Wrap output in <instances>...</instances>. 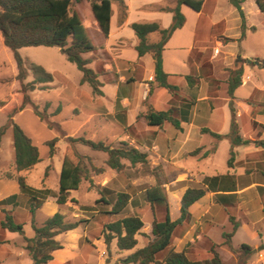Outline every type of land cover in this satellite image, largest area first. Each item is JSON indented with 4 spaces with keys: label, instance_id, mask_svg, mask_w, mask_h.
Returning <instances> with one entry per match:
<instances>
[{
    "label": "crops",
    "instance_id": "0c3cea01",
    "mask_svg": "<svg viewBox=\"0 0 264 264\" xmlns=\"http://www.w3.org/2000/svg\"><path fill=\"white\" fill-rule=\"evenodd\" d=\"M123 1L127 7L125 22L119 24L118 8L115 4L112 7L111 33L108 38L92 21L98 34L103 37V42L95 44L100 47L97 52L84 56L92 60V68L99 66L100 70L108 73L107 76L100 77L104 95L95 96L92 93L88 97H80L77 94L79 90H73L69 86L64 88L60 97H72L82 106L87 117L98 118L100 127L112 124L120 132L113 141L107 138H99L97 141L95 137H91V140L114 145L128 143L148 155L150 165L142 166L145 173L140 172V180L145 181L141 184L154 186L156 181L152 170L162 167L168 179L166 194L173 221L181 217V200L188 189H208L205 197L192 205L189 220L177 229L173 244L176 251H183L194 245L204 254H208L212 243L221 245L224 242L223 235L232 232L230 217H233L240 225L236 234L246 230L256 239L251 247L257 249L259 261L264 264V148L253 143L264 142V77L257 82L252 72L253 65L244 62L262 61L264 57L259 53L251 54L245 48L250 36L258 32L257 26L249 24L246 2L242 10L248 25L245 29L246 36L242 40L243 18L228 0L224 1L230 6L227 10L222 7L221 0H204L200 12L186 5L181 6L186 23L183 28L174 32L163 51V70L169 76V84L177 89L171 93L157 86L153 56H139L136 50L139 40L131 25L157 23L162 29L170 28L174 18L171 10L177 8L179 0ZM261 14L264 15L262 12ZM158 36L161 39L159 33L151 34L150 42L156 43L153 40ZM224 37L233 41L225 43L220 40ZM212 42L218 45L215 49L220 51L216 57L211 56ZM98 61L102 64L98 65ZM236 63L242 64L244 74L242 85L231 98L227 82L232 72L224 69H233ZM116 78L118 82H111ZM248 86L249 92L242 94L241 90ZM149 109H178L180 113L175 118L180 121V128H175L169 122L162 127L149 126L143 116ZM124 113L127 116V126L130 127L128 130L120 125L115 116ZM233 117L239 135L250 141L249 144L232 148L230 139L217 140L205 132L209 130L214 134L228 135ZM199 149H202L201 153L194 155ZM222 149L228 154L226 167L223 169L217 163V156ZM232 149L235 160L229 167ZM123 163L129 164L126 160ZM224 176L233 179L206 183L207 180ZM147 189L134 188L133 190L140 191L133 197L144 204L142 195L145 196ZM221 195L223 198L219 201L218 197ZM148 212L152 211H146L143 221ZM153 220L154 216L148 225L144 221L143 232L147 234V244L153 240ZM215 226L222 231V240L219 243L213 238ZM78 229H82L84 234L78 237L77 242L74 241L76 246L72 250H92L91 240L85 234L83 225ZM61 245L64 250L65 246L62 243ZM222 247L219 248L220 254ZM59 253L54 254L51 264L56 263ZM128 254H123L122 258ZM67 260L73 264L72 259ZM25 263L32 264V261L29 258ZM97 264H107V259L100 256Z\"/></svg>",
    "mask_w": 264,
    "mask_h": 264
},
{
    "label": "trees",
    "instance_id": "16d2710c",
    "mask_svg": "<svg viewBox=\"0 0 264 264\" xmlns=\"http://www.w3.org/2000/svg\"><path fill=\"white\" fill-rule=\"evenodd\" d=\"M235 7L243 18L242 36H246L245 20L242 10L246 0H228ZM259 10L264 14V0H254ZM85 3L88 8L87 18L95 22L103 35L108 38L111 33V20L113 17V4H119L121 11L119 13V24L126 20V5L123 0H0V34L3 44L9 48L17 62L21 82L20 93L23 95V101L20 107H12L7 102L0 101V112L4 111L9 119L7 126L0 128V145L2 137L9 127L13 132V145L15 150V169L18 174L34 170L41 162L38 147H36L31 138L23 129L14 122V117L24 108L32 104L30 94L36 90H47L49 85L54 82L53 74L49 73L44 67L29 64V70L34 75V80L24 83L28 76V69L25 67V61L20 56L19 50L27 47H57L67 61L76 65L82 73L81 85L88 84L95 96H103V83L101 76H107L104 70H96L90 65L91 59L84 56L97 52L100 47L95 46L91 40L87 27L85 26L80 14L75 10L76 6ZM204 0H179L177 8L171 10L174 14L173 23L170 28L162 29L157 23H134L131 28L135 32L139 43L136 50L140 57L151 54L155 63V81L157 86L165 88L171 93L176 91V87L169 84L168 74L163 70V51L168 40L175 31L183 28L186 18L181 12V6L186 5L196 12H200ZM153 33H159L160 41L151 43L149 36ZM250 65H258L264 69V60L262 61H244ZM258 62V63H257ZM244 74L243 67L232 71V76L228 80V94L234 97L235 91L242 85ZM118 79L111 80L116 83ZM190 80V78H189ZM152 90V87H151ZM150 90V92H151ZM35 114L41 119L46 120L36 105ZM60 111V107L57 112ZM179 110L171 109L168 111H155L149 109L148 113L143 115L149 126L162 127L166 122L171 123L175 128H180V121L175 115ZM234 115V111H233ZM118 122L126 130V114L115 115ZM210 133L217 140L230 139L232 148L236 146L249 144L250 141L244 140L238 131L236 120L233 117L231 131L228 135H218ZM59 139H53L47 143L50 147V155L53 157L57 151ZM258 147L264 148L263 141L253 142ZM84 145L91 151L102 152L108 155L106 161L107 167L116 171L123 172L126 160L131 166H148V155L141 152L128 143H120L117 147L107 145L104 142H96L85 137H68L67 148L65 151L62 170L59 178V191L54 192L51 189L43 187L35 189L30 186L28 179L24 175L17 177V183L20 188V194L11 195L0 201V209L5 217L0 226L3 231L15 233L24 236L26 222L19 218L14 212L21 206L22 198H26L24 207L31 216L34 228V237L25 240V249L32 261V264H50L54 260V254L63 249L57 237L78 229L87 221H68L66 215L61 212L55 213L49 217L41 226L37 225V213L49 198H55L59 206H66L69 203L79 204V201L71 198L72 192L79 191L82 183L90 179L91 171L100 173L103 170L94 167L92 159L80 154L77 146ZM202 149L197 150L194 155L201 153ZM235 160L233 149L230 152L228 161L229 167ZM159 167L152 170L156 179V185L149 187L144 196L145 203L142 204L139 199H135L129 192L116 193L109 188H102L100 191V200L97 204L110 208V211L102 214L120 217L118 220L106 224L103 229L105 243L109 248L113 240L117 241L118 255L129 253L119 260L122 264H225L218 249L227 245L232 253L237 256L240 264H248L254 248L243 244L234 248L232 244L233 237L239 229V223L230 217L233 225L231 233H225L224 243L219 245L212 243L208 254H204L194 245L186 247L183 251H176L173 247L176 231L182 227L190 218V209L193 204L205 197L208 189L191 188L188 189L181 200V217L173 221L170 214V204L166 194L165 185L167 182L162 179ZM233 179L224 176L207 180L208 182L218 183ZM234 184V182H233ZM219 196L218 199H222ZM23 204V203H22ZM7 207H11L10 210ZM151 210L154 216L151 234L153 240L145 247L137 249L139 245L138 237L142 235L145 227L143 218L147 210ZM88 210V209H86ZM132 210V211H131ZM131 211V212H130ZM264 215V208H263ZM163 256L161 260L160 257ZM110 260H108L109 262Z\"/></svg>",
    "mask_w": 264,
    "mask_h": 264
},
{
    "label": "rangeland",
    "instance_id": "374dc122",
    "mask_svg": "<svg viewBox=\"0 0 264 264\" xmlns=\"http://www.w3.org/2000/svg\"><path fill=\"white\" fill-rule=\"evenodd\" d=\"M221 1L222 7L227 10L230 6L225 4V0ZM115 5L118 8L119 21L121 6L119 4ZM75 10L80 14L93 43H102L103 37L98 34L93 22L87 18V5L83 2L76 6ZM246 13L249 16V24L255 27L257 26L258 32L250 36L249 40L245 43V48L251 54L259 53L264 57V25H262L264 15L262 16L254 0H246ZM245 21L246 29L248 20L246 19ZM230 34H233V32H230ZM220 40L225 43L233 41L226 37ZM153 41H160V37L158 36L154 38ZM210 46L211 56L216 57L215 48L218 45L212 42ZM19 54L24 59L25 67L27 69L29 68V64L42 66L49 73L53 74L54 82L49 85V89L47 90H36L31 93L30 97L32 104L27 105L23 111L19 112L14 117V122L23 129V131L31 138L33 144L39 149L41 162L37 167L30 172L18 174L15 169V150L13 145L12 128L9 127L5 135L2 137L0 145V201L11 195L20 194V188L16 181L19 175L26 176L30 186L35 189L46 187L54 192H58L59 178L67 148L68 137H85L90 140L91 137H95L97 141L99 138L102 140L107 138L108 140L113 141L116 140L117 134L120 133L112 124L100 127L98 118L87 117L86 113L83 112L82 106L73 100L72 97H60L64 88L69 86L73 90H79L77 94L80 97H88V95L92 94V89L88 84H80L82 73L76 65L67 61L60 48L27 47L20 49ZM96 63L98 65L102 64L99 61ZM239 67H242V64L236 63L233 69L226 68L224 70L231 73ZM95 69L98 71L100 70L99 66ZM252 72L253 76L256 77L255 80H257V82L258 80L261 81L264 77V69L257 65L252 66ZM18 75L19 69L14 54L3 44L0 34V101L7 102L12 107H20L23 101V95L20 93L21 82L18 80ZM231 76L232 75L230 74V77ZM33 80L34 75L32 71L28 69V76L24 83H29ZM249 87L250 86L245 87L241 90V93H248ZM34 105L38 107L39 112L46 117V120H41L35 114ZM59 107L60 111L57 112ZM8 124L9 119L6 113L1 111L0 128L7 126ZM56 138L59 139L57 151L56 154L51 157L50 147L47 143ZM105 144L113 147L118 146L117 144L114 145L108 142ZM77 148L81 155L92 159L95 168L102 169L103 171L100 173L91 171L90 179L83 181L81 189L71 194V198L78 200L79 204L69 203L68 205L61 207L57 204L55 198L48 199L42 209L37 213V225L41 226L49 217H52L57 212L66 215L68 221H87V223L83 224V229L85 234L91 240L90 246L92 250L87 248L72 250L76 246L78 237L82 236V229H76L62 234L57 240L65 246V249L61 250V252L58 251V253H60L57 254V261L54 264H64V261L67 259H72L73 264H97L100 256L107 259V264H122L119 260L123 255H118L117 241L113 240L108 248L103 236L104 226L118 220L120 217L102 214L103 212L110 211V208L104 207L102 204H97V201L100 200V191L104 187L112 188L116 193L127 191L132 196L140 190H143L145 187L149 188L147 184H141L145 180H140V172L143 171L145 173V170H142L141 165L131 166L129 163L127 165L125 164L123 172L117 173L107 167L106 161L108 155L106 153L91 151L84 145H78ZM227 155L228 154L222 149L217 156V163L221 169L226 167ZM124 161L125 160L122 162ZM159 168L162 169L160 166ZM160 174L162 179L168 184V179L163 169L160 171ZM137 187H140V190H133ZM142 198H144L143 195ZM25 202L26 198H22L21 206H19L14 212L19 218L26 222L24 236L3 231L0 226V264H24V262L30 258L25 249L26 244L24 237L33 238L35 232L31 216L24 207ZM172 202L173 205H175L174 199ZM7 209L10 210L11 207H7ZM4 217L5 215L0 209V223ZM152 219V212H148L144 219L145 224L148 225L151 223ZM221 232L220 227H214L213 238L217 243L222 240ZM138 239L139 245L137 246V249H141L147 245V234L146 232H143V230L142 235L139 236ZM75 240L76 242L74 246ZM87 241L89 240L87 239ZM255 241L256 239H253L250 232L241 230L233 237L232 244L234 248H238L243 244L254 246ZM219 250L220 249H218V251ZM221 255L225 264H240L237 256L232 253L227 245H224L221 248ZM160 259L162 260L163 256H161ZM108 260L110 261L108 262ZM70 263L71 262H68L67 260L65 264ZM248 264H263L259 261V253L257 252V249H254Z\"/></svg>",
    "mask_w": 264,
    "mask_h": 264
},
{
    "label": "built area",
    "instance_id": "2783aa9c",
    "mask_svg": "<svg viewBox=\"0 0 264 264\" xmlns=\"http://www.w3.org/2000/svg\"><path fill=\"white\" fill-rule=\"evenodd\" d=\"M219 52H220V51H219V49H216V50H215V54H217V55H218V54H219Z\"/></svg>",
    "mask_w": 264,
    "mask_h": 264
}]
</instances>
